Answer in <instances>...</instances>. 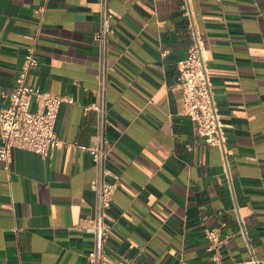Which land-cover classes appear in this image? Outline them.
Returning a JSON list of instances; mask_svg holds the SVG:
<instances>
[{
  "label": "crops",
  "instance_id": "obj_1",
  "mask_svg": "<svg viewBox=\"0 0 264 264\" xmlns=\"http://www.w3.org/2000/svg\"><path fill=\"white\" fill-rule=\"evenodd\" d=\"M104 63L107 168L117 176L104 248L115 264H264V0H108ZM208 58L231 192L219 148L183 112L176 61L192 43L185 8ZM99 0H0V107L24 48L28 81L66 95L62 140L49 155L14 148L0 160V264H85L91 236ZM72 143V144H69ZM217 229V241L206 230Z\"/></svg>",
  "mask_w": 264,
  "mask_h": 264
},
{
  "label": "built area",
  "instance_id": "obj_2",
  "mask_svg": "<svg viewBox=\"0 0 264 264\" xmlns=\"http://www.w3.org/2000/svg\"><path fill=\"white\" fill-rule=\"evenodd\" d=\"M107 3L108 0H99V26L93 35L99 53L96 100L84 107V110L93 109L97 114L95 141L91 145L73 144L88 151L95 168V176L90 181L95 194L92 211L83 216L81 223L76 226L77 229L89 234L92 240V245L85 254V264H115L104 248L115 220L109 213V209L118 186L117 176L107 168L108 150L105 135L108 120L105 116L107 73L104 54L111 27V13ZM185 14L192 43L186 54L175 63L183 112L194 124L197 134L203 141L216 146L222 152V173L232 192V176L226 159L224 126L219 109L212 98L208 58L189 6L185 8ZM37 63L38 56L33 47L25 46L12 87L9 91L2 92V98L6 100V103L0 107V160L4 162V169L8 171L14 148H25L42 155H49L62 141L55 128L58 106L61 101L70 102L71 98L66 95L52 94L28 81L29 71ZM206 237L218 242L217 229L206 230ZM176 264L190 263L179 259ZM246 264H263V262L251 253Z\"/></svg>",
  "mask_w": 264,
  "mask_h": 264
}]
</instances>
